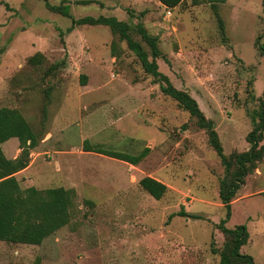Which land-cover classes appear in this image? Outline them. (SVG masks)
<instances>
[{"label":"rangeland","instance_id":"rangeland-1","mask_svg":"<svg viewBox=\"0 0 264 264\" xmlns=\"http://www.w3.org/2000/svg\"><path fill=\"white\" fill-rule=\"evenodd\" d=\"M62 1L74 19L114 16L158 37L159 71L213 120L224 154L249 148L258 107L250 97L264 92V56L255 47L261 0L220 3L223 29L210 5L191 0L173 9L158 0H0V106L17 108L43 133L16 178L22 189L63 187L76 195L71 222L39 246L0 241V264H218L211 247L222 244L221 221L243 226L242 252L264 264V159L229 207L222 204L223 167L196 120L160 92L124 43L121 57L111 56L108 27L77 26L45 6ZM36 52L46 56L45 67L64 62L45 86L26 65ZM85 142L149 153L133 166L84 151ZM1 149L9 159L20 153L16 138ZM144 177L163 183L165 195L153 199L139 186ZM181 209L198 217L177 216Z\"/></svg>","mask_w":264,"mask_h":264},{"label":"trees","instance_id":"trees-1","mask_svg":"<svg viewBox=\"0 0 264 264\" xmlns=\"http://www.w3.org/2000/svg\"><path fill=\"white\" fill-rule=\"evenodd\" d=\"M166 9H173L182 0H158ZM93 1H81L80 4H90ZM225 0H191L192 6L208 4L212 9L220 28L223 21L219 16V4ZM46 8L53 13L69 18L74 25L106 26L110 30L111 42L109 49L111 56L118 60L121 57L124 43L129 51L135 55L143 71L152 77V82L158 84L160 92L176 102V105L194 118L195 126L203 130L207 143L219 158L223 167V175L219 180V200L226 207L235 198L237 191L244 185L245 178L254 173L264 159V92L260 96L252 94L250 100L258 102L254 111L252 130L246 135L249 148L242 152L224 154L221 140L215 129L214 122L201 111L197 101L186 91L177 89L169 77L159 71L158 60L164 59V54L158 46L159 39L151 35L143 23L135 25L119 20L114 16L99 15L97 17L85 16L74 19L69 11V5L62 1L58 5L45 2ZM262 31L257 36L255 47L260 55L264 56V47L260 46V39L264 37V0H261ZM142 15V13H141ZM259 46V47H258ZM46 56L36 52L26 59L29 72L37 75L39 85L45 86L56 71L63 67L64 62L49 64L45 67ZM81 82L85 83L82 77ZM52 86L42 88L44 95V108L49 105ZM43 137L42 132H36L21 115L17 108L0 106V241L19 245L39 246L45 239L54 235L61 228L71 222V208L76 196L72 189L63 187L37 189L28 187L22 189L16 174L28 167L30 151L34 149ZM11 138L18 140L19 155L14 159L7 158L1 145ZM84 151L102 154L104 156L124 161L130 165L139 164L149 153L148 148L142 149L138 154L104 151L84 143ZM139 186L153 199L162 198L167 187L152 177H144ZM180 217L197 218L189 215L183 209L176 213ZM221 221L217 229L223 236L220 247H211V251L218 255V264H254L253 258L242 252L247 244L248 234L243 226L227 228Z\"/></svg>","mask_w":264,"mask_h":264},{"label":"crops","instance_id":"crops-1","mask_svg":"<svg viewBox=\"0 0 264 264\" xmlns=\"http://www.w3.org/2000/svg\"><path fill=\"white\" fill-rule=\"evenodd\" d=\"M17 151H18V150H16V149L14 150V155L11 156L10 159H14V158H16V156L18 155V154H17ZM28 167H29V166H28ZM28 167H27V168H28ZM25 170H27V169H24L23 171L17 173L16 176H17L18 174H21V173L24 172ZM258 172H259V170H258ZM27 188H28V187H27ZM35 188H36V187H35ZM57 232H58V231H57Z\"/></svg>","mask_w":264,"mask_h":264}]
</instances>
